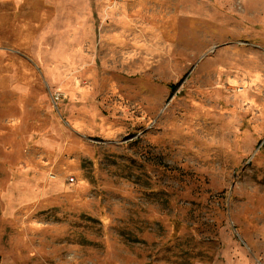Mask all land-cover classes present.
I'll return each mask as SVG.
<instances>
[{"label":"rangeland","instance_id":"374dc122","mask_svg":"<svg viewBox=\"0 0 264 264\" xmlns=\"http://www.w3.org/2000/svg\"><path fill=\"white\" fill-rule=\"evenodd\" d=\"M0 264H264V0H0Z\"/></svg>","mask_w":264,"mask_h":264},{"label":"trees","instance_id":"16d2710c","mask_svg":"<svg viewBox=\"0 0 264 264\" xmlns=\"http://www.w3.org/2000/svg\"><path fill=\"white\" fill-rule=\"evenodd\" d=\"M170 88H171V86H170Z\"/></svg>","mask_w":264,"mask_h":264}]
</instances>
